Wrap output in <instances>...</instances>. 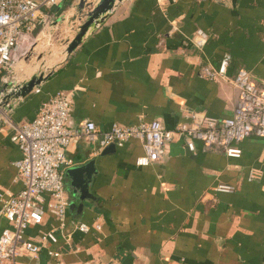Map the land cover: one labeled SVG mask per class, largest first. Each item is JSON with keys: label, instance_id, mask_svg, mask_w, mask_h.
<instances>
[{"label": "crops", "instance_id": "0c3cea01", "mask_svg": "<svg viewBox=\"0 0 264 264\" xmlns=\"http://www.w3.org/2000/svg\"><path fill=\"white\" fill-rule=\"evenodd\" d=\"M79 5L80 0H65L51 11L56 19L76 22L66 25V49L83 23ZM47 23L54 25L52 19ZM195 36L207 39L201 51L192 43ZM63 55L46 82L29 97L12 100L14 108L0 116L5 197L23 188L14 166L21 153L11 141V124L35 119L58 91L69 96L73 129L87 121L107 131L113 124L157 120L173 130L189 123L192 112L230 117L237 91L228 82L204 79L199 69L229 55V78L247 70L264 88V0H121L74 53ZM5 73L0 70V97ZM13 80L9 88L25 81ZM195 148L192 154L182 141L170 143L159 162L139 167L143 151L136 140L105 156L97 145L72 142L67 156L74 166L95 159L92 199L67 210L62 234L48 214L41 226L30 227L25 239L38 241L40 233L56 230L58 242L46 244L37 256L23 254L18 264H264V139L238 144V159L198 142ZM252 171L257 179L249 181ZM220 185L233 190L220 192ZM79 223L97 224L100 231H74ZM5 228L0 219V233ZM49 251H60V259Z\"/></svg>", "mask_w": 264, "mask_h": 264}, {"label": "built area", "instance_id": "2783aa9c", "mask_svg": "<svg viewBox=\"0 0 264 264\" xmlns=\"http://www.w3.org/2000/svg\"><path fill=\"white\" fill-rule=\"evenodd\" d=\"M65 0H0V70L9 72L14 55L25 37L31 36L46 22L55 18L52 9ZM206 37L195 36L194 47L202 50ZM231 61L224 55L216 66L203 65L199 74L208 81L230 83L237 91V100L230 117L215 119L204 112H192L189 123L173 130L165 129L160 121L121 126L113 124L109 130L100 131L90 121L80 129L70 126L72 111L69 96L58 91L42 104L30 122L11 124V141L18 147L21 158L14 163L17 179L22 190L15 196L0 193V219L8 224L0 233V264H18L23 255L37 256L46 244L58 242L56 230L42 232L38 241L25 239L26 231L41 226L46 214L51 215L62 234L66 227L69 206L64 172L73 167L74 161L67 156L68 147L76 140L105 149L110 145L123 147L131 140L140 143L143 155L136 160L139 167L159 162L170 143L182 141L188 152L196 153L195 143H201L207 151H220L227 158L238 159V144L250 139H264V88L256 85L247 70H239L233 77L227 76ZM256 172L248 180L257 179ZM220 192L230 193L233 188L220 185ZM100 231L95 224L90 227L79 223L74 231L82 234ZM68 240L70 234H64ZM58 260L60 251H49Z\"/></svg>", "mask_w": 264, "mask_h": 264}, {"label": "water", "instance_id": "95a60500", "mask_svg": "<svg viewBox=\"0 0 264 264\" xmlns=\"http://www.w3.org/2000/svg\"><path fill=\"white\" fill-rule=\"evenodd\" d=\"M119 1L121 0H99L97 3H92L90 0H80L79 6L82 9L83 23L66 49L67 56L74 53L87 33L102 23L107 14L114 8L115 3ZM57 67L50 69L48 72L38 71V73L32 75L22 83H17L12 88H9L7 85L4 86L1 90L2 96L0 97V116L7 109L12 110L14 108V105L11 104L12 100L25 99L34 93L35 89H38L42 83L51 77ZM115 150L116 146L110 145L102 151L100 156L109 155ZM95 173V159L70 167L64 172L69 210L74 209L77 206V202L80 203L78 204V208L81 209L84 207V203H88L92 199L88 189Z\"/></svg>", "mask_w": 264, "mask_h": 264}, {"label": "rangeland", "instance_id": "374dc122", "mask_svg": "<svg viewBox=\"0 0 264 264\" xmlns=\"http://www.w3.org/2000/svg\"><path fill=\"white\" fill-rule=\"evenodd\" d=\"M79 18L83 20L82 14ZM69 19L70 17L68 19L63 17L60 20L54 18V25L47 26L48 23L46 22V25L40 27L31 36L25 37L19 50L14 55L9 73H5V78H8L6 81L8 87L11 83H14V77L18 81L27 80L38 71L48 72L61 64L66 57L63 52H65L70 38V32L66 25L70 21L76 24V22ZM20 64H24L23 68L12 75V72Z\"/></svg>", "mask_w": 264, "mask_h": 264}]
</instances>
